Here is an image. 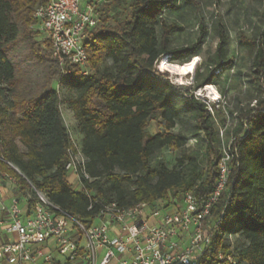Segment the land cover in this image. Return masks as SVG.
<instances>
[{
  "label": "trees",
  "instance_id": "trees-1",
  "mask_svg": "<svg viewBox=\"0 0 264 264\" xmlns=\"http://www.w3.org/2000/svg\"><path fill=\"white\" fill-rule=\"evenodd\" d=\"M43 1L0 0V173H16L11 163L50 201L81 219L97 214L99 201L130 206L157 199L179 201L185 191L207 196L216 179L221 143L218 126L194 91L216 82L212 67L219 73L231 67L221 19L212 26L218 41L207 56L205 72L197 65L193 85L175 84L155 69L156 63L164 55L174 64L199 56L207 25L199 22L196 43L175 49L171 33L179 27L163 23L162 15L177 8V0H109L84 39L89 71L81 75L78 65L60 67L46 40L43 47L31 41L38 34L32 28L37 25L33 13ZM260 18L262 26L240 41L251 55L248 77L259 94L237 115L227 145L228 178L205 220L210 243L202 264H264V8ZM22 38L30 40L32 59L45 67L35 84L23 81L11 57V48ZM54 82L67 93L63 102L81 135L92 179L85 186L91 194L74 190L66 178L70 132ZM151 120L157 125L153 133ZM186 121L193 135L201 134L206 141L205 160L182 153L169 166L161 153L185 146L187 137L174 128ZM21 182L25 193L29 188ZM220 251L234 262L220 261Z\"/></svg>",
  "mask_w": 264,
  "mask_h": 264
},
{
  "label": "built area",
  "instance_id": "built-area-1",
  "mask_svg": "<svg viewBox=\"0 0 264 264\" xmlns=\"http://www.w3.org/2000/svg\"><path fill=\"white\" fill-rule=\"evenodd\" d=\"M108 1L44 0L36 7L33 17L60 67L74 64L81 75L88 74L83 42ZM66 153L68 183L91 194L85 186V181L92 180L86 171L87 159L71 134ZM230 160L231 154L224 150L205 197L185 191L179 201L157 199L130 206L99 201L98 213L87 219L62 210L7 163L29 190L24 193L12 174L0 173V229L13 236L0 244V260L5 264H202L210 243L205 220L224 189ZM5 184L12 193L8 199L3 194ZM217 258L234 262L221 251Z\"/></svg>",
  "mask_w": 264,
  "mask_h": 264
},
{
  "label": "rangeland",
  "instance_id": "rangeland-1",
  "mask_svg": "<svg viewBox=\"0 0 264 264\" xmlns=\"http://www.w3.org/2000/svg\"><path fill=\"white\" fill-rule=\"evenodd\" d=\"M177 8L168 9L162 15V22L176 25L179 28L171 33V47L175 49H185L196 43L200 30L199 22L207 25V35L203 43L199 47L200 54L198 61L192 72L186 75L174 74L167 69L162 68V64H174L169 61V55H164L158 60L155 69L159 72H165L166 77L175 84L193 85L195 77V68L201 66V70L205 72L207 64V56L214 53L217 37L212 31V26L216 18H220L228 33L227 43V59L232 60L231 67L217 72L212 67V71L217 73L216 82L214 84L203 85L194 91V95L204 102L211 116L213 117L219 130L220 152L227 151V145L231 142L232 130L236 124L237 115L241 108L252 106L254 101L251 99L258 96V91L254 87L248 74L250 73L249 51L241 45L242 35L251 37L254 31L262 26L260 15L264 8V0H177ZM38 31L32 42L43 47V33L40 27L33 26ZM28 39H21L11 48V57L20 69V75L23 81L30 84L39 82L44 75V64H40L32 59ZM109 63V62H107ZM19 75V76H20ZM211 87L207 90L206 87ZM52 87L59 91L61 104V115L70 131L71 136L80 144L81 135L76 131L75 119L72 112L63 102V98L67 93L62 90L57 82ZM212 95H209V92ZM215 97L212 99L211 96ZM220 109V110H219ZM175 131L182 132L187 137L185 146L180 150L165 149L161 155L166 159L169 166L176 164L177 159L182 153L197 155L198 161H204L207 148L206 141L203 140L201 134L193 135V126L191 122H178L174 128ZM150 132L157 131L155 120L150 121ZM226 140L228 143L226 144ZM187 170L186 166L181 167ZM22 185L21 179L16 173L11 172Z\"/></svg>",
  "mask_w": 264,
  "mask_h": 264
},
{
  "label": "bare ground",
  "instance_id": "bare-ground-1",
  "mask_svg": "<svg viewBox=\"0 0 264 264\" xmlns=\"http://www.w3.org/2000/svg\"><path fill=\"white\" fill-rule=\"evenodd\" d=\"M198 61V57L195 56L190 61L183 63V64H168L167 62H164L162 64V68L167 69L171 73L179 74V75H186L193 71L196 63ZM207 90H210L211 87H206ZM209 95H212V92H209ZM212 99H215L214 95L211 96Z\"/></svg>",
  "mask_w": 264,
  "mask_h": 264
},
{
  "label": "crops",
  "instance_id": "crops-1",
  "mask_svg": "<svg viewBox=\"0 0 264 264\" xmlns=\"http://www.w3.org/2000/svg\"><path fill=\"white\" fill-rule=\"evenodd\" d=\"M65 122V121H64ZM75 122V121H74ZM66 124V123H65ZM76 124V122L74 123ZM68 128V127H67ZM69 131V130H68ZM70 132V131H69ZM3 194L5 196V199H8L11 196V191L9 189V185L5 184L3 186ZM13 236L10 234L5 233L3 230L0 229V244L8 241L9 239H11ZM0 264H5L2 260H0Z\"/></svg>",
  "mask_w": 264,
  "mask_h": 264
}]
</instances>
